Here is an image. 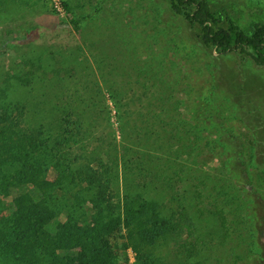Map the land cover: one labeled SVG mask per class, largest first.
<instances>
[{
  "label": "trees",
  "instance_id": "trees-1",
  "mask_svg": "<svg viewBox=\"0 0 264 264\" xmlns=\"http://www.w3.org/2000/svg\"><path fill=\"white\" fill-rule=\"evenodd\" d=\"M144 1L138 3L148 26L122 29L113 38L109 57L104 53L98 62L106 76L116 72L119 77L107 86L122 137L113 141V150L80 146L81 140H92L93 110L108 119L112 114L93 83L87 98L67 105L55 126L50 124L54 135L47 133L44 122L27 124L25 103L12 100L7 88L0 87V264H108L109 235L119 227L126 229L134 247L162 236L160 230L165 239L171 237L177 255L187 252L190 257L191 249L198 253L204 244L195 216L203 212L198 205L210 204L193 200L214 191L222 198L209 210L223 238L231 237L230 231L244 237L240 249L232 248V262L264 264L260 237L250 226L238 234L229 220V214L233 221L239 216L240 205L231 210L239 189L229 180L234 160L228 141L236 138L242 144L238 169L253 192L262 184L251 173L256 147L248 151L245 132L228 127L231 119L241 120L238 107L233 111L230 95L218 90L213 61L205 55L211 49L217 57L247 56L264 68V21L245 28L227 10H214L209 0H168L167 8L156 0ZM64 6L69 9L68 2ZM81 22L72 20L82 34ZM186 27L195 29L194 41ZM198 55L205 65L198 63ZM192 72L205 76L204 82L187 83ZM192 92L198 95L191 106L184 96ZM256 116L263 122L262 112ZM246 127L257 140L256 129ZM211 161L222 171L212 173ZM213 178L217 183L212 186ZM147 190L162 194L165 203L145 194ZM62 217L60 226H53Z\"/></svg>",
  "mask_w": 264,
  "mask_h": 264
},
{
  "label": "rangeland",
  "instance_id": "rangeland-1",
  "mask_svg": "<svg viewBox=\"0 0 264 264\" xmlns=\"http://www.w3.org/2000/svg\"><path fill=\"white\" fill-rule=\"evenodd\" d=\"M64 1L69 3V9L64 6ZM138 1L0 0V87L7 88L12 100L25 103L27 124L38 126L44 122L48 134H52L51 131L56 132L49 128L55 126L57 117L63 109L71 103L78 102L79 105L81 99L78 100V98L80 96L87 98L89 85L93 83L92 88L94 87L95 90H99L100 87L98 97H106L112 114L108 119L107 114L93 110L94 124L90 134L92 140H81L80 146L86 149L98 146L106 151L114 149L113 141H121L122 137L114 103L107 86L113 79L117 80L119 77L116 72L106 76L104 71L99 69L98 62L105 55L104 53L109 57L112 52L110 46H112L113 38L117 37V33L122 29L138 31V25L143 23V26H148L144 20H141L144 6L139 5ZM156 1L167 8L168 0ZM209 2L216 11L227 10L236 22L245 28L253 22L264 21V0H209ZM142 3L145 4L147 1L143 0ZM77 18L82 20L81 24L84 27L82 34L72 23V20ZM176 20L178 21V18ZM186 29L194 41L195 29L191 27ZM205 55L213 61L210 69L214 75L216 74L213 78L218 90L230 95L233 111L238 107L236 112L241 120L231 119L228 127H236L239 131L245 132L243 145L248 151L251 147H256L254 150L256 162L251 173L255 183L258 184L259 181L262 183L259 192H253V188L246 184L237 163L238 149L242 147V144H239L236 138H231L228 141L231 143L228 152L234 164L229 180H232L239 189L231 210H238L236 207L239 205L242 208L239 206L240 214L235 221L229 214L230 227L231 230L236 227L239 234L248 231L250 226L257 240L260 237V241L264 244V199L262 198L264 195V137L261 136V132L264 131V68L255 66L247 56L230 54L217 57L211 49H208ZM197 57L198 63L205 65L204 60H201L199 55ZM191 74L194 76L187 78V83L190 81L194 86H198L204 82L205 76L200 78L195 76V72ZM197 95L196 92H192L184 96V99L192 106ZM257 112H262L263 122L253 118V116L257 118ZM246 125L256 129L255 131L259 134L257 140H253ZM122 159L123 157H120V161ZM209 167L215 174L222 171L215 161H211ZM49 177L54 179L55 172H51ZM215 178L211 181L212 186L217 183ZM129 180H131L130 177ZM124 189L125 183L121 175V192ZM140 190L145 191L141 188ZM145 194L165 203L164 196L156 191L147 190ZM221 198L222 195L214 191L212 196L205 193L199 199L193 200L194 203L201 200L210 203L208 206L199 204L198 207H201L203 212L196 211L195 215L198 224L202 227L201 233L203 231L204 235L201 243L204 244L198 253L195 249H191L193 255L190 257L187 252L177 255L171 237L165 239L160 230L158 235L162 236L157 238L153 235L152 240L145 246L137 245L135 248L127 238L126 229L119 227L109 235L112 249L108 264H146L151 259H154L156 264H234L232 248L239 245L244 237L239 238L237 234L230 231L231 237L223 238V231L209 210V208H215ZM168 199L167 197L166 204H169ZM258 204L262 207L256 208ZM165 212L169 213L168 210ZM62 220L63 217L54 219L53 226L59 227ZM240 247L239 245L236 251ZM244 263V259L237 260V264Z\"/></svg>",
  "mask_w": 264,
  "mask_h": 264
}]
</instances>
